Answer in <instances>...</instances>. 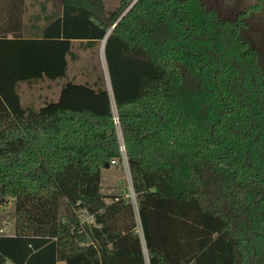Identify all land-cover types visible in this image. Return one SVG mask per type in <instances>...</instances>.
<instances>
[{"label":"trees","instance_id":"16d2710c","mask_svg":"<svg viewBox=\"0 0 264 264\" xmlns=\"http://www.w3.org/2000/svg\"><path fill=\"white\" fill-rule=\"evenodd\" d=\"M132 1L0 0V264L43 242L56 264H264V69L245 10L136 0L115 23ZM113 25L108 84L84 63L55 101L21 104L20 86L65 79ZM120 141L135 204L101 194Z\"/></svg>","mask_w":264,"mask_h":264},{"label":"rangeland","instance_id":"374dc122","mask_svg":"<svg viewBox=\"0 0 264 264\" xmlns=\"http://www.w3.org/2000/svg\"><path fill=\"white\" fill-rule=\"evenodd\" d=\"M207 7L213 8L221 17L227 19H234L239 13H245L243 15L246 23L245 32L243 37L251 41L253 48L258 55V61L262 70L264 69V6L260 8H253L255 0H202ZM118 0H105V6L107 11H110L117 4ZM50 7L60 9L61 0H52L49 4ZM82 59L78 64L88 63L97 69H102L106 74V64L102 50L97 49L95 53L81 55ZM264 72V70H263ZM76 73L75 66H71V76ZM75 82H82L84 78L75 75ZM73 79V78H72ZM67 78L57 80L54 82H45L38 86L33 87L31 91L26 88V85L20 86L21 89V104L26 106L29 104L30 99H35L36 106L44 101H55L59 94V89L62 84L67 82ZM108 84V82H106ZM37 97V98H36ZM37 108V107H36ZM100 187L101 194L105 197V200H109L113 196L125 195L133 204L134 195L131 188L130 177L128 173V167L126 159H123L119 165H110L109 167H103L100 171ZM13 212L12 201L5 206H0V227H4L6 224H11V228L7 233L13 234V221L11 219ZM64 217V207L61 209V218ZM81 219L84 220V217ZM38 245V244H37ZM26 251V250H25ZM27 252V251H26ZM35 252V253H34ZM34 259L29 262H22L23 264H56L54 263L51 251V245L45 242L40 243L39 246H35ZM61 264V263H59Z\"/></svg>","mask_w":264,"mask_h":264},{"label":"crops","instance_id":"0c3cea01","mask_svg":"<svg viewBox=\"0 0 264 264\" xmlns=\"http://www.w3.org/2000/svg\"><path fill=\"white\" fill-rule=\"evenodd\" d=\"M42 1H43V0H41V2H42ZM50 3H52V0H50ZM60 8H61V6H60ZM25 31L27 32L28 29L25 28ZM101 44H102V42H100L99 47H98L97 49H100V50H101ZM97 49H96V50H97ZM96 50H95V51H85V52L80 51V52H79V55H85V54H87V53L93 55V53H95ZM81 59H82V56H81ZM79 61H80V60H79ZM79 61L74 62V63H72L71 61H69V69H68L67 75H66V77H65V78H67L68 81H71V80H74V81H75V77H74L75 75H78V77L84 78V77L81 75V73H80V66H81V64H78ZM72 65L75 66L76 73H74V74L71 76V66H72ZM72 78H73V79H72ZM104 78H105V82H107V76H105V74H104ZM68 81H67V82H68ZM29 91H31V90H29ZM36 98H37V97H36ZM32 99H33V98H32ZM32 99H30L29 102H30Z\"/></svg>","mask_w":264,"mask_h":264},{"label":"built area","instance_id":"2783aa9c","mask_svg":"<svg viewBox=\"0 0 264 264\" xmlns=\"http://www.w3.org/2000/svg\"><path fill=\"white\" fill-rule=\"evenodd\" d=\"M120 149L123 153V159H125V156H124V148H123V145H122V142L120 141ZM117 162L116 161H111V165H116ZM11 228V224H6L4 227H0V236H12L13 234H10V233H7V231Z\"/></svg>","mask_w":264,"mask_h":264},{"label":"water","instance_id":"95a60500","mask_svg":"<svg viewBox=\"0 0 264 264\" xmlns=\"http://www.w3.org/2000/svg\"><path fill=\"white\" fill-rule=\"evenodd\" d=\"M135 1H136V0H133V1H132V3H131V4L128 6V8L122 13V15L118 18V20H117L115 23H117V22L121 19V17L125 15V13L129 10V8L134 4ZM115 23H114V25H115ZM114 25L110 28V30H108V32L106 33V35H105V37H104V39H103V41H102V44H101V50H102V52L104 51V44H105L106 38L108 37V35H109L111 29L114 27ZM107 82H108V80H107ZM108 83H109V82H108ZM104 167L107 168V167H109V165H108V164H105Z\"/></svg>","mask_w":264,"mask_h":264}]
</instances>
